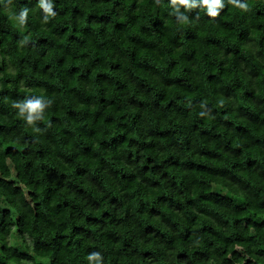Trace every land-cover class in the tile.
Here are the masks:
<instances>
[{
    "label": "trees",
    "instance_id": "1",
    "mask_svg": "<svg viewBox=\"0 0 264 264\" xmlns=\"http://www.w3.org/2000/svg\"><path fill=\"white\" fill-rule=\"evenodd\" d=\"M44 2L0 0V264H264V0Z\"/></svg>",
    "mask_w": 264,
    "mask_h": 264
},
{
    "label": "clouds",
    "instance_id": "2",
    "mask_svg": "<svg viewBox=\"0 0 264 264\" xmlns=\"http://www.w3.org/2000/svg\"><path fill=\"white\" fill-rule=\"evenodd\" d=\"M228 3L237 5L239 8L247 10V5L239 3V0H228ZM172 4H180L185 6L186 8H195L198 5H203L207 7L208 15L211 17H216L219 15V10L221 8H224V3L222 0H172ZM44 7L45 12L48 13L49 15H55V13L52 10V5L51 4H46L44 0H41V5ZM177 14H178V9H177ZM27 12L22 11L20 13L21 18L26 17ZM180 19L186 20V16H179ZM15 107H18L20 109V114L22 116L26 115L27 122L29 124H33L35 120L40 119L42 116V112L44 109V105L40 101H28L26 103L22 104H16L14 105ZM36 131H39V129H36ZM99 254L98 253H93L92 255L89 256V260H94V259H99Z\"/></svg>",
    "mask_w": 264,
    "mask_h": 264
},
{
    "label": "rangeland",
    "instance_id": "3",
    "mask_svg": "<svg viewBox=\"0 0 264 264\" xmlns=\"http://www.w3.org/2000/svg\"><path fill=\"white\" fill-rule=\"evenodd\" d=\"M2 23H4V22H2Z\"/></svg>",
    "mask_w": 264,
    "mask_h": 264
}]
</instances>
